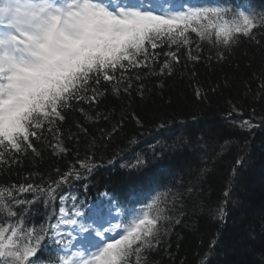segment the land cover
I'll return each instance as SVG.
<instances>
[{"label":"trees","instance_id":"1","mask_svg":"<svg viewBox=\"0 0 264 264\" xmlns=\"http://www.w3.org/2000/svg\"><path fill=\"white\" fill-rule=\"evenodd\" d=\"M186 1L264 12V0ZM255 36L241 38L223 60L206 41L199 49L193 44L198 61L189 60L187 48L181 47L171 74H160L161 55L156 74L133 78L128 93L116 95L113 85L101 80L104 95L98 103L76 104L58 122L66 152L53 151L57 141L45 132L46 138L35 142L40 155L29 150L19 163L0 169V185L47 188L70 167L79 168L78 159L93 157L91 174L81 170V179L60 185L55 200L23 194L32 201L16 209L24 226L47 228L64 193L92 204L105 192L122 215L126 207L140 208L170 189L182 193L174 211L169 204V214L181 222L173 221L165 242L148 255L149 264H264V29ZM192 38L198 40L195 34ZM248 119L259 126L241 128ZM137 156L144 158L142 166L122 167L134 164ZM0 222L7 227L16 221L0 216ZM43 243L47 249V239Z\"/></svg>","mask_w":264,"mask_h":264},{"label":"snow or ice","instance_id":"2","mask_svg":"<svg viewBox=\"0 0 264 264\" xmlns=\"http://www.w3.org/2000/svg\"><path fill=\"white\" fill-rule=\"evenodd\" d=\"M262 29L264 12L250 6L236 11L186 0H0V169L19 163L29 150L40 155L35 142L45 139V132L57 141L53 151L66 152L58 122L76 104L98 103L104 95L101 80L113 85L116 95L128 93L133 78L141 81L156 74L161 55L165 59L160 74H171L173 62H180L181 47L187 48L189 60L198 61L193 44L199 49L206 41L223 60L241 38L254 40ZM163 48L168 50L157 51ZM143 88L141 83V95ZM196 96L202 97L201 89ZM258 126L251 119L240 122L248 130ZM144 162L137 156L134 164L122 167L134 169ZM77 163L79 168L70 167L47 188L32 183L0 185V216L16 221L7 227L0 222V264H39L46 239L56 245L47 249L48 264H149L148 255L165 242L173 221L181 222L169 214V204L174 211L182 193L169 189L157 192L140 208L126 207L122 219L112 215L110 201L105 207L102 200L86 215L84 205L75 203L77 197H71L69 208L66 197L60 196L56 223L39 230L26 228L16 210L32 203L23 194L55 200L60 185L79 180L81 170L91 174L96 167L92 156ZM218 212L223 219L224 209Z\"/></svg>","mask_w":264,"mask_h":264},{"label":"rangeland","instance_id":"3","mask_svg":"<svg viewBox=\"0 0 264 264\" xmlns=\"http://www.w3.org/2000/svg\"><path fill=\"white\" fill-rule=\"evenodd\" d=\"M101 200H103V201H105V199H101ZM69 201V202H68ZM66 204H67V206L70 208L71 206H72V204H73V202H72V199L71 198H69V197H67L66 198ZM78 206L80 205L78 202L76 203ZM60 206H61V202H60ZM105 207H107V206H105ZM60 208V207H59ZM89 207H84L83 208V211H89ZM94 209V208H93ZM92 210V209H91ZM59 215V211H58V214H57V216ZM112 215L113 216H117L118 217V215L116 214V213H113L112 212ZM85 224H89V223H91V221L90 222H88L86 219H84V221H83ZM116 221H113V223H115ZM54 223H56V221L54 222ZM105 227H107L108 225H104ZM65 232H67V231H70V229H67V228H64L63 229ZM77 233H73V236H75L77 239H80V235L78 234V236L76 235ZM73 250H75V249H73Z\"/></svg>","mask_w":264,"mask_h":264}]
</instances>
